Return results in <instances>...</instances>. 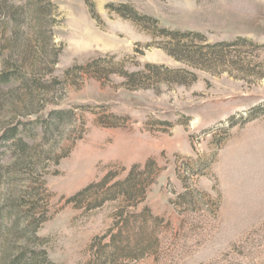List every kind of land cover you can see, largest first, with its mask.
<instances>
[{"label": "rangeland", "instance_id": "374dc122", "mask_svg": "<svg viewBox=\"0 0 264 264\" xmlns=\"http://www.w3.org/2000/svg\"><path fill=\"white\" fill-rule=\"evenodd\" d=\"M0 264H264V0H0Z\"/></svg>", "mask_w": 264, "mask_h": 264}]
</instances>
